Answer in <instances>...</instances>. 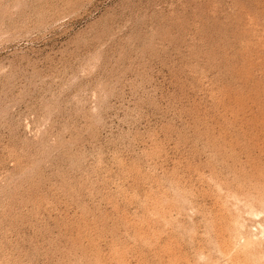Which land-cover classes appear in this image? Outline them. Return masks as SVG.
I'll return each mask as SVG.
<instances>
[{
  "label": "rangeland",
  "instance_id": "rangeland-1",
  "mask_svg": "<svg viewBox=\"0 0 264 264\" xmlns=\"http://www.w3.org/2000/svg\"><path fill=\"white\" fill-rule=\"evenodd\" d=\"M0 264H264V0H0Z\"/></svg>",
  "mask_w": 264,
  "mask_h": 264
}]
</instances>
